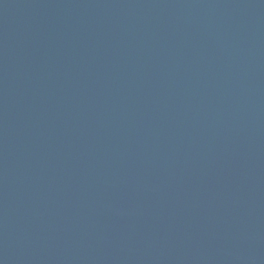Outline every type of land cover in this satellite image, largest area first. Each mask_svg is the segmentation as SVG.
<instances>
[{
  "label": "water",
  "instance_id": "water-1",
  "mask_svg": "<svg viewBox=\"0 0 264 264\" xmlns=\"http://www.w3.org/2000/svg\"><path fill=\"white\" fill-rule=\"evenodd\" d=\"M0 264H264V0H0Z\"/></svg>",
  "mask_w": 264,
  "mask_h": 264
}]
</instances>
